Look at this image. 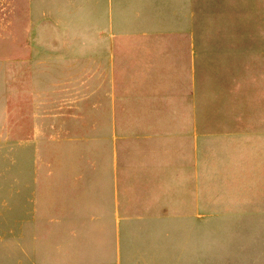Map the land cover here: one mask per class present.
Returning a JSON list of instances; mask_svg holds the SVG:
<instances>
[{"label":"crops","instance_id":"obj_1","mask_svg":"<svg viewBox=\"0 0 264 264\" xmlns=\"http://www.w3.org/2000/svg\"><path fill=\"white\" fill-rule=\"evenodd\" d=\"M35 1L10 0L12 27L35 26ZM225 1L61 2L90 13L91 153L106 157L113 264H264V162L226 105L212 114L225 80L198 65L230 58L228 44L242 52V22L231 38L211 18ZM243 171L258 174L237 179Z\"/></svg>","mask_w":264,"mask_h":264},{"label":"rangeland","instance_id":"obj_2","mask_svg":"<svg viewBox=\"0 0 264 264\" xmlns=\"http://www.w3.org/2000/svg\"><path fill=\"white\" fill-rule=\"evenodd\" d=\"M61 2L36 0L35 26L23 28L11 26L10 0H0V264H113L115 257L106 157L93 162L91 153L90 13L66 12ZM225 2L226 11L211 18L225 19L231 38L236 19L242 22V52L228 44L230 58L198 65L225 80L226 96L211 98L212 114L223 115L226 105L263 163L264 0ZM257 174L235 173L243 181Z\"/></svg>","mask_w":264,"mask_h":264}]
</instances>
